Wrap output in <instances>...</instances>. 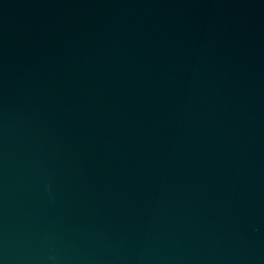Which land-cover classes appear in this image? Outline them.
I'll return each mask as SVG.
<instances>
[{
  "label": "water",
  "instance_id": "1",
  "mask_svg": "<svg viewBox=\"0 0 264 264\" xmlns=\"http://www.w3.org/2000/svg\"><path fill=\"white\" fill-rule=\"evenodd\" d=\"M0 264H264V0H0Z\"/></svg>",
  "mask_w": 264,
  "mask_h": 264
}]
</instances>
